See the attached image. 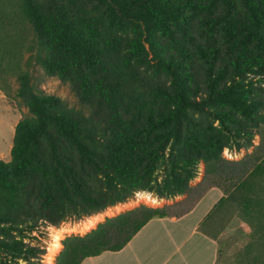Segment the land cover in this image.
<instances>
[{"label":"trees","instance_id":"obj_1","mask_svg":"<svg viewBox=\"0 0 264 264\" xmlns=\"http://www.w3.org/2000/svg\"><path fill=\"white\" fill-rule=\"evenodd\" d=\"M32 62L88 114L35 85ZM0 91L28 110L0 159V264H39L34 233L136 192L186 195L200 165L206 187L223 192L201 224L234 204L251 228L244 256L264 264V145L253 144L264 125V0H0ZM250 147L244 159L223 156ZM188 209L140 204L106 217L61 239L54 264L118 251L150 219Z\"/></svg>","mask_w":264,"mask_h":264},{"label":"rangeland","instance_id":"obj_2","mask_svg":"<svg viewBox=\"0 0 264 264\" xmlns=\"http://www.w3.org/2000/svg\"><path fill=\"white\" fill-rule=\"evenodd\" d=\"M15 18V30H17L16 32L19 35L23 36V40L27 43L31 37V31L26 24L17 22L18 18ZM24 45V47L27 46V44ZM29 54L30 52L27 49H23L21 61L23 68H26L25 61L28 60ZM29 70L35 85H38L46 92L59 95L66 100L68 106L88 114V109L80 105L67 82L61 81L56 76L46 75L42 67L35 62L31 63ZM10 79L13 83L12 77ZM27 113V107L23 103L17 99H12V97L9 99L0 91V159L6 161L10 159L14 126ZM260 140L264 145V125L257 135H255L253 144L257 145ZM251 150V147L247 150L241 149L239 151L225 149L223 156L228 160L236 161L244 159L246 153L251 152ZM230 166L232 169L237 168V165ZM202 176L203 167L200 165L197 177L191 181L192 189L186 195L176 196L171 199H159L151 193L140 191L136 192L132 198L124 203L108 207L101 213L78 221H66L59 226H50L42 229L38 233H34V242L43 249L39 264H54L55 257L62 247L60 241L64 237L72 234L83 235L106 217L114 216L140 204L151 207L169 206L172 213H178L183 209L190 208L210 188L206 187L208 186L207 181H202ZM208 202L207 199L203 200L197 209V213L203 210ZM93 222L95 225L92 227L91 224ZM201 228L213 236L218 242L219 260L217 264H250V260L244 256L243 250L249 241L251 228L239 216L234 204L228 203L220 211L215 213L211 219L203 222Z\"/></svg>","mask_w":264,"mask_h":264},{"label":"crops","instance_id":"obj_3","mask_svg":"<svg viewBox=\"0 0 264 264\" xmlns=\"http://www.w3.org/2000/svg\"><path fill=\"white\" fill-rule=\"evenodd\" d=\"M222 195L212 186L186 212L152 218L120 250L103 251L80 264H217L218 242L201 222ZM205 199L207 206L197 213Z\"/></svg>","mask_w":264,"mask_h":264},{"label":"bare ground","instance_id":"obj_4","mask_svg":"<svg viewBox=\"0 0 264 264\" xmlns=\"http://www.w3.org/2000/svg\"><path fill=\"white\" fill-rule=\"evenodd\" d=\"M95 225V223L93 222L92 224H91V226L93 227Z\"/></svg>","mask_w":264,"mask_h":264}]
</instances>
